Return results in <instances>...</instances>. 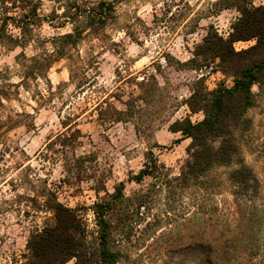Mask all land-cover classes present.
Listing matches in <instances>:
<instances>
[{
  "label": "trees",
  "instance_id": "obj_1",
  "mask_svg": "<svg viewBox=\"0 0 264 264\" xmlns=\"http://www.w3.org/2000/svg\"><path fill=\"white\" fill-rule=\"evenodd\" d=\"M121 1L0 0V54L2 50L21 49L15 57L21 72L19 80L10 82L7 69L4 76L0 72V141L17 127L34 129L39 108L52 102L57 92L63 98L67 84L54 91L48 80V72L56 63L72 60L70 84L79 89L97 82L96 58L86 60L78 48L88 34L107 26L114 18L116 4ZM253 1L220 0L219 12L236 9L240 14L229 36L222 37L216 27L210 25L192 59L185 63L169 59V64L175 63L179 69L202 73L185 104L192 115L204 113V119L195 124L190 118L177 120L169 128L171 133L191 140L187 151L197 162L182 167L179 178L173 180L165 165L148 152L143 169L130 175L128 182L138 185L146 179L153 182L130 199L125 197L124 182L115 185L112 193L105 191L91 208L95 236L90 233L79 208L66 207L57 200L55 192L43 190L39 199L52 213L53 220L31 233L23 260L14 264H119L123 259L120 232L131 235L132 224L145 221L155 197L162 191L171 211L164 221L168 226L181 223L183 229L176 236L182 241V248L191 251L199 264H264L263 186L243 156L244 140L252 128L248 113L256 106L252 88H264V6L250 8ZM46 2L53 4L49 11L45 10ZM45 27L55 34L44 35ZM67 28L70 29L65 31ZM242 42L254 44L237 51L235 44ZM217 72L234 77V85L208 91L206 80ZM40 82L45 83L47 94L38 88ZM33 84L37 87L30 96L36 103L33 112L4 114L5 103L21 102V89L28 91ZM147 85L141 86L139 97L126 102L119 100L124 110L109 100L97 103L93 108L97 121L105 125L131 121L138 113L136 101L153 96L154 88L145 92ZM81 117L75 110L66 113L61 121L63 131L50 138L46 145L52 159L61 163L65 184L89 179L90 166L97 162L94 153H78L83 137L79 128ZM232 165L235 168L228 179L236 201V222L203 196V191L213 188L209 176L219 167ZM103 190H98V194ZM187 195L192 203L178 209ZM155 222L160 224L162 220L157 217Z\"/></svg>",
  "mask_w": 264,
  "mask_h": 264
},
{
  "label": "rangeland",
  "instance_id": "obj_2",
  "mask_svg": "<svg viewBox=\"0 0 264 264\" xmlns=\"http://www.w3.org/2000/svg\"><path fill=\"white\" fill-rule=\"evenodd\" d=\"M219 1L122 0L116 4L114 18L107 26L88 34L78 48L86 60L96 58L95 84L84 89L70 84L72 60H62L48 72L54 91L67 84L63 98L57 92L52 102L39 108L34 129L17 127L0 141V264L23 260L31 233L52 222V213L39 199L43 190L55 192L57 200L66 207L79 208L90 233L95 236L91 208L105 191L112 193L115 185L124 182L125 197L130 199L153 182L151 179H146L142 185L128 182L130 175L143 169L148 152L165 165L173 180L179 178L182 167L197 162L187 151L191 140L171 133L169 128L177 120L190 118L195 124L204 119V113L192 115L185 104L202 73L179 69L175 63L170 65L169 59L181 63L192 59L210 25H214L222 37L229 36L240 14L236 9L219 12ZM52 6L46 2L45 10L49 11ZM259 6H264V0L250 3V8ZM43 34L53 35L55 31L45 27ZM253 44L237 43L235 49L241 51ZM20 52L21 49L1 51L0 72L4 76L7 69L10 82L19 80L21 72L15 57ZM235 81L234 77L217 72L207 78L206 86L208 91L215 92L223 86H233ZM146 83L145 92L154 88L153 96L136 101L138 113L131 121L111 125L97 121L93 111L97 103L109 100L124 110L119 100L126 102L139 97L141 86ZM38 88L47 94L44 82H40ZM35 90V84L28 91L21 89V102L5 103L3 113L22 110L32 113L36 103L30 96ZM252 92L256 106L248 113L252 128L244 140L243 156L261 180L264 196V88L260 90L255 86ZM72 110L82 115L79 128L83 137L78 153H94L97 162L90 166L89 179L65 184L61 163L52 159L46 145L50 138L63 131L61 121ZM234 168L232 165L216 169L209 176L213 188L203 191L205 199L217 204L232 222L238 218L233 186L228 179ZM102 188L104 190L98 194ZM191 199L187 195L183 205L176 207L187 208ZM170 212L165 191H162L155 197L145 221L132 224L131 235L120 232L123 259L119 264H199L191 251L182 248L183 243L176 236L183 229L181 223L168 226L164 221ZM157 217L162 223L155 222Z\"/></svg>",
  "mask_w": 264,
  "mask_h": 264
},
{
  "label": "built area",
  "instance_id": "obj_3",
  "mask_svg": "<svg viewBox=\"0 0 264 264\" xmlns=\"http://www.w3.org/2000/svg\"><path fill=\"white\" fill-rule=\"evenodd\" d=\"M140 80H141V81L144 80V77L140 78Z\"/></svg>",
  "mask_w": 264,
  "mask_h": 264
}]
</instances>
